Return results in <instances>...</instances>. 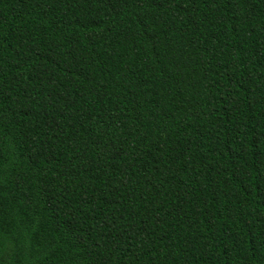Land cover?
<instances>
[{"label": "trees", "instance_id": "16d2710c", "mask_svg": "<svg viewBox=\"0 0 264 264\" xmlns=\"http://www.w3.org/2000/svg\"><path fill=\"white\" fill-rule=\"evenodd\" d=\"M0 264H264V0H0Z\"/></svg>", "mask_w": 264, "mask_h": 264}]
</instances>
